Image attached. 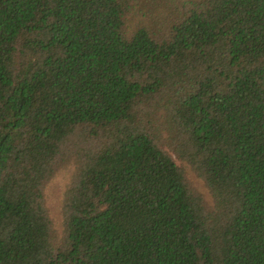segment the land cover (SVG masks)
<instances>
[{
	"label": "trees",
	"instance_id": "16d2710c",
	"mask_svg": "<svg viewBox=\"0 0 264 264\" xmlns=\"http://www.w3.org/2000/svg\"><path fill=\"white\" fill-rule=\"evenodd\" d=\"M0 264H264V0H0Z\"/></svg>",
	"mask_w": 264,
	"mask_h": 264
},
{
	"label": "rangeland",
	"instance_id": "374dc122",
	"mask_svg": "<svg viewBox=\"0 0 264 264\" xmlns=\"http://www.w3.org/2000/svg\"><path fill=\"white\" fill-rule=\"evenodd\" d=\"M178 165H182L187 173V176L194 188L202 194L203 198L208 204H211V198L208 194V191L204 187L203 183L196 178V176L191 172L190 168L184 163L181 164L180 161L176 160ZM69 172L65 171L57 175L46 187L45 189V201L46 206L49 212V215L53 221L54 228L60 232L61 231V201L63 197V192L65 185L68 181Z\"/></svg>",
	"mask_w": 264,
	"mask_h": 264
}]
</instances>
